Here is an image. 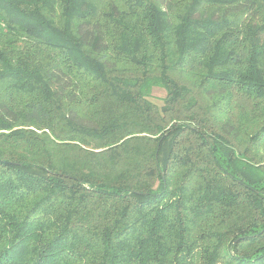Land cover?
Masks as SVG:
<instances>
[{
    "label": "trees",
    "instance_id": "obj_1",
    "mask_svg": "<svg viewBox=\"0 0 264 264\" xmlns=\"http://www.w3.org/2000/svg\"><path fill=\"white\" fill-rule=\"evenodd\" d=\"M0 264H264V0H0Z\"/></svg>",
    "mask_w": 264,
    "mask_h": 264
},
{
    "label": "rangeland",
    "instance_id": "obj_2",
    "mask_svg": "<svg viewBox=\"0 0 264 264\" xmlns=\"http://www.w3.org/2000/svg\"><path fill=\"white\" fill-rule=\"evenodd\" d=\"M165 95H166V92H165V90H164L163 88H161V87H156V88H154V89L152 90V95H151L152 97H151V100H152L154 103L160 105V104H161V99H163V98L165 97ZM163 151H164V150H162V154H163Z\"/></svg>",
    "mask_w": 264,
    "mask_h": 264
}]
</instances>
